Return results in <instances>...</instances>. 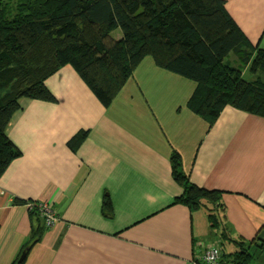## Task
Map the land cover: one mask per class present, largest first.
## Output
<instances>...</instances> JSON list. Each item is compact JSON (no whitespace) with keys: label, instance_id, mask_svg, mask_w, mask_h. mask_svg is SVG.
I'll list each match as a JSON object with an SVG mask.
<instances>
[{"label":"crops","instance_id":"obj_1","mask_svg":"<svg viewBox=\"0 0 264 264\" xmlns=\"http://www.w3.org/2000/svg\"><path fill=\"white\" fill-rule=\"evenodd\" d=\"M225 7L264 48V0ZM45 83L57 101L19 99L6 128L21 156L0 177V264L43 227L14 199L49 202L58 214L24 264H190L219 236L203 210L175 202L183 189L171 174L174 150L191 182L222 192L231 235L264 243V117L226 105L209 127L186 107L194 82L149 56L108 106L69 65Z\"/></svg>","mask_w":264,"mask_h":264},{"label":"trees","instance_id":"obj_2","mask_svg":"<svg viewBox=\"0 0 264 264\" xmlns=\"http://www.w3.org/2000/svg\"><path fill=\"white\" fill-rule=\"evenodd\" d=\"M115 30L120 36L112 35ZM145 56L194 82L186 105L209 127L226 105L264 117V48L248 40L225 0H0V177L21 156L6 133L19 99L56 102L45 81L69 65L108 106ZM84 137L80 133L68 145L75 150ZM170 160L172 178L183 189L175 202L203 210L219 236L208 246H217L232 264H249L264 252L259 238L243 243L231 235L221 191L191 182L179 152ZM103 209L111 215L109 202ZM42 229L34 228L33 241L11 264H24L22 251ZM224 242L234 250L225 251ZM195 262L201 264L200 257Z\"/></svg>","mask_w":264,"mask_h":264},{"label":"built area","instance_id":"obj_3","mask_svg":"<svg viewBox=\"0 0 264 264\" xmlns=\"http://www.w3.org/2000/svg\"><path fill=\"white\" fill-rule=\"evenodd\" d=\"M26 205L30 211L37 213L38 217L42 221V225L48 228L55 224L58 219V214L53 209L51 204L46 201H28ZM201 264H232L228 259H223L220 256V251L217 246H208L203 254L200 256ZM190 264H197L195 260H192Z\"/></svg>","mask_w":264,"mask_h":264},{"label":"rangeland","instance_id":"obj_4","mask_svg":"<svg viewBox=\"0 0 264 264\" xmlns=\"http://www.w3.org/2000/svg\"><path fill=\"white\" fill-rule=\"evenodd\" d=\"M112 35L113 36H115V37H118V36H120V31H118V30H115L113 33H112ZM150 57V56H149ZM227 59H230V57H227ZM226 59V60H227ZM243 77L244 78H246V79H248L249 77H250V75H249V73L248 72H243ZM186 107L189 109V107L186 105ZM35 202V201H34ZM228 250V249H227ZM249 264H264V252H260V251H258V252H256V255H255V257H253L251 260H250V262H249Z\"/></svg>","mask_w":264,"mask_h":264},{"label":"water","instance_id":"obj_5","mask_svg":"<svg viewBox=\"0 0 264 264\" xmlns=\"http://www.w3.org/2000/svg\"><path fill=\"white\" fill-rule=\"evenodd\" d=\"M25 255H26V251L23 250L20 257H19V261H22L24 259Z\"/></svg>","mask_w":264,"mask_h":264}]
</instances>
